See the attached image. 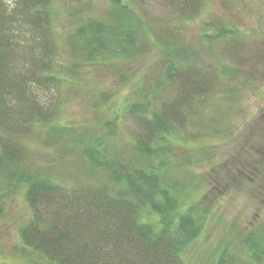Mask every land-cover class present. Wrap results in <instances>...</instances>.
Instances as JSON below:
<instances>
[{"label": "trees", "instance_id": "trees-1", "mask_svg": "<svg viewBox=\"0 0 264 264\" xmlns=\"http://www.w3.org/2000/svg\"><path fill=\"white\" fill-rule=\"evenodd\" d=\"M187 2L168 0L170 7L181 12ZM51 3L15 0L9 8L5 0H0V200L23 188V201L29 210V217L18 225L17 246L26 258L17 252H2L1 261L187 264L184 251L203 230L210 209L200 210L193 200L196 183L185 184L169 176L168 165L162 163L172 147H201L200 140L187 137L194 127L216 140L225 133L219 128L212 130L217 122L210 111L215 95L204 93L210 78L221 82V76L230 74L169 63L152 88L123 109L135 123L136 133L128 141L116 135L109 124L103 123L106 121L97 125L98 133H92L86 125L79 130L80 126H63L57 119V96L58 86L65 79L56 65L61 38L54 29ZM120 4V0H113L109 21L86 20L64 37L68 41L64 49L75 60L72 72L80 65L78 58L88 65L138 57L144 15L124 12ZM166 39L163 56L179 60L177 54L185 50L171 47L170 37ZM190 70L196 74L190 79L184 77ZM180 78L187 81L174 89ZM223 84L231 86L230 82ZM168 89L176 95L167 101ZM231 93L232 89H227L222 95L226 99ZM32 135L39 136V145L46 151L54 148L56 154H62L70 147L68 151L81 160V175L67 176L63 171L56 181L45 168L30 164L28 154L33 151L28 152L26 144ZM255 176L254 181L264 186V160ZM240 240L247 248L245 256L231 251L230 243L223 246L224 241H220L211 264H264V231L251 232Z\"/></svg>", "mask_w": 264, "mask_h": 264}, {"label": "rangeland", "instance_id": "rangeland-1", "mask_svg": "<svg viewBox=\"0 0 264 264\" xmlns=\"http://www.w3.org/2000/svg\"><path fill=\"white\" fill-rule=\"evenodd\" d=\"M5 1L9 8L15 2ZM120 2L124 12L144 15L145 29L139 33L142 49L138 57L88 65L78 58L76 62L80 65L72 72L75 60L64 49L63 45L68 42L64 37L86 20L109 21L113 0H52L54 29L61 38L56 65L65 79L58 86V123L80 126L78 130L86 125L92 133H98L97 125L106 121L103 123L109 124L116 135L128 141L136 133L133 134L135 123L124 115L123 109L151 89L169 63L210 71L207 73L230 74L221 76V82L210 78L204 93L208 97L215 95L210 111L217 122L212 124V130L219 128L225 133L219 134L221 138L216 140L194 127L187 137L200 140L201 147L199 144L172 147L162 164L168 165L169 176L185 184L196 183L193 200L200 210L210 209L203 230L184 251L185 262L198 264L201 260L204 264L205 260V264H211L220 241H224L223 246L230 243L231 251L245 256L247 248L240 239L243 241L251 232L264 231V186L254 181L264 160V0H188L184 12L170 7L168 0ZM167 36L173 43L171 47L185 50L184 54H177L179 60L163 56ZM195 74L190 70L183 76L190 79ZM185 81L187 78H180L174 89L181 88L180 84ZM224 82H230L231 86H225ZM227 89H232L233 94L224 99ZM175 95L170 89L165 93L167 101ZM153 104L154 107L159 105ZM54 139L59 143L57 136ZM39 143V136L32 135L26 144L28 152L33 151L28 154L30 164L45 168L56 181H60L63 171L67 176L70 173L81 175V160L73 151H68L70 147L56 154L54 148L46 151ZM0 207L3 209L0 212L3 214L0 253L17 252L26 258L25 252L17 246L20 242L18 225L29 217L23 188L3 197ZM4 262L0 259V264Z\"/></svg>", "mask_w": 264, "mask_h": 264}]
</instances>
